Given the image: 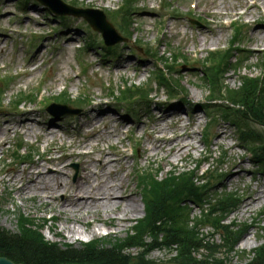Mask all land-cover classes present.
Here are the masks:
<instances>
[{
	"label": "rangeland",
	"instance_id": "374dc122",
	"mask_svg": "<svg viewBox=\"0 0 264 264\" xmlns=\"http://www.w3.org/2000/svg\"><path fill=\"white\" fill-rule=\"evenodd\" d=\"M64 1L81 8H98L104 12L117 9L122 3V0ZM167 1L140 0V12L135 15L136 23L133 24L134 33L125 45L117 44L120 46L117 58L110 60L104 57L105 50L101 46L89 48L86 45L89 41L86 37L88 31L80 18H69V26L61 31L58 18L47 16V11L41 4L31 2L22 13L20 0H0V81L6 74L16 76L6 86L7 91L3 95V105L0 108V197H9L0 212V222L4 228L16 231L17 215L22 212L28 217L38 218L36 222L40 226L44 218L50 219L43 224V234L48 241L80 246L104 237L123 239L133 231L137 220L145 216V204L136 174L138 171L159 168V177L163 178L171 171L194 169L198 166V161L208 158L201 166L204 171L219 163L221 151L224 150L225 161L221 167L226 176L219 185L218 193L226 190L241 196L238 209L228 216L224 224L235 222L231 226L233 231L238 230L244 223H248L249 228L238 234L232 250L228 251L223 246L224 228L216 230L211 222H207L202 224L204 241L216 244L219 249L216 256L222 257L227 264L249 263L255 256V249L264 244V175L255 170L257 166L246 153L247 149L239 145L238 131L228 122L222 121L214 129L212 145H205L203 130L208 121L206 113L192 106L189 112L182 108L181 117L166 118L174 112L168 106H163V103H167L168 91L152 74L157 66H165L157 61L161 54L169 57V53L179 51L186 55L189 65L181 63L175 74L180 79L178 91L183 95L187 91V97L192 104L202 103L209 95L210 88L203 76L202 61L209 56L210 51L223 50L229 46L235 27L226 22L236 20L237 23L245 24V35L241 44L248 49L250 58L236 72H228L226 82L234 87L240 85L241 75H261L264 70L261 65L264 57V0ZM255 1L257 6L252 5ZM192 3L196 4L195 9L192 8ZM164 4L166 7H163ZM171 11L174 14L171 15ZM188 17L197 19L199 24L191 23ZM113 22L121 28L118 21ZM94 37L97 36L94 34ZM81 46L83 49L79 48ZM169 49L172 51L168 52ZM85 66L88 68L87 72L83 71ZM150 79L152 83L149 85V98L155 105L149 109L139 106L133 116L127 109L128 104L120 105L109 94L112 90L119 93L124 84L143 85ZM2 83L3 81L0 86ZM38 89L40 95H43L42 100L37 97L35 102L26 101L16 111L10 108L9 102L19 91L30 92ZM64 89L68 90L73 100L87 91L92 103L84 106L78 114L53 116L46 110V99H53ZM181 95L178 96L179 99L182 98ZM100 103L103 104L102 109L110 113L106 119L101 112H94ZM55 112L60 113V109H55ZM25 115L29 120L23 123ZM185 120L188 122V131L193 132L187 140L196 144L183 159H176L166 149H151V131L157 132L155 134L159 136V126H162L166 127V136L178 135ZM49 128L53 129L54 135L48 134ZM17 137H22L24 141L21 152L25 153L29 145L37 148L32 161L13 159ZM136 149L138 153L135 152ZM72 151H84L92 157L88 155L65 160L64 163L69 169V182L77 180L83 160L92 164V171L98 172V158H103L101 152L113 155L114 159H121L114 169H118L122 177L128 174L131 177L130 181L124 183L125 188L122 191L127 193L126 187H129V191H137L140 205L138 215L118 223L119 220L112 213L100 208L96 212H83L87 216H99V219L88 217V224L84 226L74 219L67 220L65 214L59 210L58 201L53 202L49 208L43 203L41 196L32 198L29 193H18L17 188L27 182L28 170H34L36 165L45 163V159L51 156L61 157ZM72 164H77L78 170ZM46 165L51 166L47 162ZM235 171L238 173H234ZM201 173L197 175L201 177ZM12 176L16 177L14 181ZM217 195L213 185L210 198ZM248 196L258 198L260 202L254 203L242 213L249 201ZM208 204L202 208L192 204L194 218H190V225H193L203 211L211 209ZM72 226L79 228L83 234L74 238L69 233ZM95 228L98 231L92 234ZM244 238L250 239L252 244L245 245ZM139 251L134 248L131 255L136 259L140 258L143 251L140 254ZM176 252L177 246H161L152 250L146 258L151 264H177L173 261ZM197 252V256H203V259L209 254L204 248H199Z\"/></svg>",
	"mask_w": 264,
	"mask_h": 264
},
{
	"label": "trees",
	"instance_id": "16d2710c",
	"mask_svg": "<svg viewBox=\"0 0 264 264\" xmlns=\"http://www.w3.org/2000/svg\"><path fill=\"white\" fill-rule=\"evenodd\" d=\"M129 4L127 10L132 7L133 2L129 1ZM241 36L242 29L238 28L231 46L211 53L212 66L204 68L212 97L203 108L208 115L215 113L205 128V140L210 139L211 123L219 118L230 121L237 128L242 143L253 151L255 163L264 171V137H261L263 132L258 128L264 126V78L243 76L241 84L236 88L225 84V73L231 67L237 69L244 61L243 49L236 46ZM234 57L236 61H233ZM155 75L162 83L168 84L171 94L175 91L168 75L162 72ZM137 91L142 92L140 98L148 96L144 86ZM130 93L134 92L131 89L121 91L123 98L132 97ZM65 96L64 94L61 98ZM16 102L21 103L22 98ZM196 172L173 171L163 179L151 172L140 176L146 214L123 239L98 238L80 246L48 241L43 234L44 226H40L37 219L20 215L16 231H10L0 224V257L26 264H151L146 257L152 250L161 246H177L173 257L177 264H227L222 257L216 256L218 246L204 241V234L200 235V226L211 222L218 228L225 219L224 215L237 207L238 198L233 193H217L218 191L217 196L210 198L213 182L219 183L224 177L220 167L211 170L206 180L197 178ZM190 201L211 205V209L207 213L203 211L193 225L189 224ZM2 204L0 200V212ZM221 226L225 229L223 246L230 251L238 234L243 231H233L229 225ZM133 248H138L139 254L143 251L140 258L136 259L131 255ZM199 248L209 252L206 259L197 256ZM247 264H264V244L255 249V256Z\"/></svg>",
	"mask_w": 264,
	"mask_h": 264
},
{
	"label": "bare ground",
	"instance_id": "6f19581e",
	"mask_svg": "<svg viewBox=\"0 0 264 264\" xmlns=\"http://www.w3.org/2000/svg\"><path fill=\"white\" fill-rule=\"evenodd\" d=\"M91 1L93 0L89 2ZM170 104L174 107V112L168 114L166 118L172 119L173 116L181 117L179 102L174 101ZM163 105H167V103H163ZM102 107V103L98 104V108H95L94 112H101L102 116H105L104 118L106 119L110 113L105 112ZM26 114L29 115V113ZM27 115L22 119L23 123L29 120L26 117ZM185 122L186 120L182 123V127L180 128L182 131L178 135L166 136V127L162 126H159L161 133L159 136L155 134L157 132L151 131L150 134L152 135L151 139L153 142L151 149L154 151L166 149L167 152L171 151L176 159H183L188 150L194 148L196 144L195 142L187 140L191 138L193 132L188 131V122ZM191 130L193 129L191 128ZM47 132L50 135L55 134L52 128H49ZM101 154H103V158H98V172L92 171L90 169L92 164H89L87 160H83L81 161V170L78 178L74 182H69V179H67L69 169L64 163L65 160L75 157L82 158L88 155L92 157V155L84 151H72L65 153L61 157L51 156L49 159H45L47 163H50V167L45 162L36 165L34 170L30 169L27 171V182L17 188L18 193H29L32 195V198L41 196L43 203L49 208L53 202L58 201L59 210L65 214L67 220L74 219L75 221L81 222L84 226L88 224V217L99 219V216H87L83 212H96L100 208L112 213L113 217L119 220L118 223L136 217L140 211L137 191L131 189L130 192L129 187H126L127 193H123L122 191L123 187L125 188L123 186L124 183L130 181L131 177L129 174L126 177H122L120 171L118 172V169H114L118 163L120 164L121 159H114L113 155H105L104 152H101ZM92 162L95 164L94 159H92ZM234 173L238 172L235 171ZM11 178L14 181L16 177L12 176ZM20 180L22 181L23 179L21 178ZM58 197L62 198L59 199ZM248 197L249 201L246 202V207H244L242 213L246 212L254 203L260 202L258 198ZM69 231L74 238H77V235L83 234L76 226L70 227ZM97 231L95 228L92 234H96ZM243 242L247 246L252 244V241L248 238H244Z\"/></svg>",
	"mask_w": 264,
	"mask_h": 264
},
{
	"label": "water",
	"instance_id": "95a60500",
	"mask_svg": "<svg viewBox=\"0 0 264 264\" xmlns=\"http://www.w3.org/2000/svg\"><path fill=\"white\" fill-rule=\"evenodd\" d=\"M47 6H49L54 12L58 14H74V15H84L87 20L98 30H100L106 37L108 44H115L120 41V38L112 39L111 35L115 34V30L112 25L106 20L105 15L100 11L95 10H78L67 4L62 0H40ZM64 108V113H74L75 111L67 108ZM0 264H25V263H15L7 257H0Z\"/></svg>",
	"mask_w": 264,
	"mask_h": 264
}]
</instances>
